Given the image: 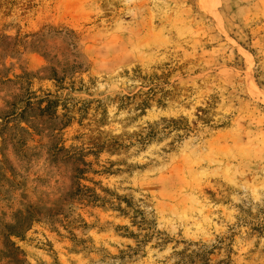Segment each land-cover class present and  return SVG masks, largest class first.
<instances>
[{
	"label": "rangeland",
	"instance_id": "rangeland-1",
	"mask_svg": "<svg viewBox=\"0 0 264 264\" xmlns=\"http://www.w3.org/2000/svg\"><path fill=\"white\" fill-rule=\"evenodd\" d=\"M0 264H264V0H0Z\"/></svg>",
	"mask_w": 264,
	"mask_h": 264
},
{
	"label": "trees",
	"instance_id": "trees-1",
	"mask_svg": "<svg viewBox=\"0 0 264 264\" xmlns=\"http://www.w3.org/2000/svg\"><path fill=\"white\" fill-rule=\"evenodd\" d=\"M50 109V106H48L47 108H45V110ZM19 115H23V112L20 113ZM30 207L31 205H29L25 211L23 213V216L21 217L20 221L16 224H7V229L8 231L4 232L2 235L5 239V244L6 246L9 245V248L11 249V256L14 259V261H16L17 257H16V252L18 249H20L16 242L12 240L13 236L16 237H20L22 235V230L24 228H30L31 225L34 222V218H33V213L30 211ZM21 211H19V213H22Z\"/></svg>",
	"mask_w": 264,
	"mask_h": 264
},
{
	"label": "bare ground",
	"instance_id": "bare-ground-1",
	"mask_svg": "<svg viewBox=\"0 0 264 264\" xmlns=\"http://www.w3.org/2000/svg\"><path fill=\"white\" fill-rule=\"evenodd\" d=\"M253 84H255V83H253ZM255 88H257V87H254V89H255ZM252 89H253V88H252Z\"/></svg>",
	"mask_w": 264,
	"mask_h": 264
}]
</instances>
